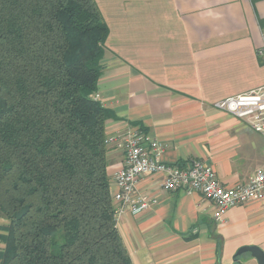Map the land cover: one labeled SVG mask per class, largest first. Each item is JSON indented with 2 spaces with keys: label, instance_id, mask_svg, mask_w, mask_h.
<instances>
[{
  "label": "crops",
  "instance_id": "0c3cea01",
  "mask_svg": "<svg viewBox=\"0 0 264 264\" xmlns=\"http://www.w3.org/2000/svg\"><path fill=\"white\" fill-rule=\"evenodd\" d=\"M109 27L102 76L93 97L110 109L107 136L141 130L166 145L164 160L210 164L227 188L264 169V136L214 106L264 85V0H96ZM113 175L124 153L109 145ZM159 202L126 211L117 225L134 264H259L264 201L228 209L223 220L201 193L166 191L162 177L138 183ZM9 220L0 215V253Z\"/></svg>",
  "mask_w": 264,
  "mask_h": 264
},
{
  "label": "trees",
  "instance_id": "16d2710c",
  "mask_svg": "<svg viewBox=\"0 0 264 264\" xmlns=\"http://www.w3.org/2000/svg\"><path fill=\"white\" fill-rule=\"evenodd\" d=\"M108 36L96 0H0V264H134L93 97Z\"/></svg>",
  "mask_w": 264,
  "mask_h": 264
},
{
  "label": "built area",
  "instance_id": "2783aa9c",
  "mask_svg": "<svg viewBox=\"0 0 264 264\" xmlns=\"http://www.w3.org/2000/svg\"><path fill=\"white\" fill-rule=\"evenodd\" d=\"M258 53L264 55V47ZM214 106L241 119L264 136V85L226 97ZM106 143L124 153L123 166L113 175V183L118 187L112 194L117 217L126 211L139 213L159 202L156 197L139 192V180L145 175L161 176L166 191L201 193L214 203L213 216L217 221L223 220L232 207L252 200L264 201V169H257L247 181L227 188L204 160L194 159L186 167L167 163L163 158L166 145L157 138H149L141 130L117 131L107 136Z\"/></svg>",
  "mask_w": 264,
  "mask_h": 264
},
{
  "label": "water",
  "instance_id": "95a60500",
  "mask_svg": "<svg viewBox=\"0 0 264 264\" xmlns=\"http://www.w3.org/2000/svg\"><path fill=\"white\" fill-rule=\"evenodd\" d=\"M244 253H250L253 257H255L259 264H264V252L258 246H243L237 251L236 256H240Z\"/></svg>",
  "mask_w": 264,
  "mask_h": 264
}]
</instances>
